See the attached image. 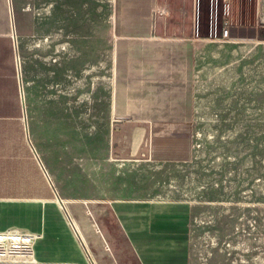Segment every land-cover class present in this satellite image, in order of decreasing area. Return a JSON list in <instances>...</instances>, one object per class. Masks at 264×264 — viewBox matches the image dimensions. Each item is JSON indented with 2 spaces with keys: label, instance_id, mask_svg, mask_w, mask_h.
<instances>
[{
  "label": "rangeland",
  "instance_id": "374dc122",
  "mask_svg": "<svg viewBox=\"0 0 264 264\" xmlns=\"http://www.w3.org/2000/svg\"><path fill=\"white\" fill-rule=\"evenodd\" d=\"M181 1L11 0L18 72L16 93H2L0 196L23 204L22 220L5 231L43 237L29 230L64 219L55 193L183 200L191 205L190 264H264V0H200L208 40L193 78L192 160L138 162L149 155L119 149L111 108L119 9L147 3L162 20L168 6L175 20ZM87 205H63L84 236L78 246L96 264H116L122 237L105 226L104 205ZM30 245L0 241V252L26 256Z\"/></svg>",
  "mask_w": 264,
  "mask_h": 264
},
{
  "label": "crops",
  "instance_id": "0c3cea01",
  "mask_svg": "<svg viewBox=\"0 0 264 264\" xmlns=\"http://www.w3.org/2000/svg\"><path fill=\"white\" fill-rule=\"evenodd\" d=\"M181 2L179 19H171L167 6L166 18L153 20L150 5L131 2L119 9L121 18L115 22L120 52L117 49L114 60L112 117L123 133L118 137L119 149L127 148L130 157L144 152L149 155L138 162L184 165L195 153L194 134L189 127L193 78L201 56V42L208 38L201 36L193 0ZM121 13L128 18L123 19ZM13 25L9 0H0V114L1 109L9 107L2 93L9 92L11 87L16 93L18 49ZM3 118L0 115V122L6 120ZM60 200L63 205L79 202L107 208L109 218L105 226L112 235L118 232L123 242L122 248L115 247L116 264H190L191 205L187 201L141 196L102 198L91 193L79 200L67 196ZM21 204L18 199L0 196V231L22 220L18 207ZM95 224L98 236L106 242L101 228ZM42 225L38 230L23 228L43 233L34 249L37 264H93L92 260L96 264L92 255L88 259L87 249L82 246L87 260L83 258L78 246L81 243L65 219ZM79 234L86 246L80 230Z\"/></svg>",
  "mask_w": 264,
  "mask_h": 264
},
{
  "label": "bare ground",
  "instance_id": "6f19581e",
  "mask_svg": "<svg viewBox=\"0 0 264 264\" xmlns=\"http://www.w3.org/2000/svg\"><path fill=\"white\" fill-rule=\"evenodd\" d=\"M13 13V12H12ZM16 26V25H14ZM20 68H21V72L23 71V66L22 63L20 62ZM23 78H25L23 76V72H22V80ZM55 202L60 206V208L62 209V203L59 202V200L57 198H55ZM63 210V209H62ZM63 217L65 219L66 224L68 225L69 229L75 233V235L80 237V235L78 234V231L76 229H71L70 224L67 221V218L65 217V213H63ZM78 227V226H77ZM79 229V228H78ZM24 231V230H23ZM42 237L39 234H31L28 231L22 232L21 230H17L16 229H12V230H6L3 232H0V241L4 242V241H12V242H20L22 243H30L31 245L29 246L30 248V253L26 254V256H11L9 249H5L2 250V252H0V264H37L36 262V257H35V250H33L32 248L34 247V245L37 243L38 240H40ZM79 239V238H78ZM82 238L80 237L79 241H81ZM19 244V243H17ZM13 245V244H12ZM10 248V247H9ZM85 248V247H84ZM11 249V248H10ZM82 251V250H81ZM17 252V251H16ZM20 252V251H19ZM14 253V252H13ZM21 253V252H20ZM81 257V256H80ZM83 258L85 260H87L85 253H83ZM83 259V260H84Z\"/></svg>",
  "mask_w": 264,
  "mask_h": 264
},
{
  "label": "built area",
  "instance_id": "2783aa9c",
  "mask_svg": "<svg viewBox=\"0 0 264 264\" xmlns=\"http://www.w3.org/2000/svg\"><path fill=\"white\" fill-rule=\"evenodd\" d=\"M213 1V0H212ZM199 5H200V0H193V7H194V10L195 11H197L198 10V8H199ZM224 36H227L228 35V31L227 30H224ZM14 39V38H13ZM63 206V205H62ZM62 209L63 210H65V208H64V206L62 207ZM66 211V210H65ZM65 211H64V213H65ZM67 212V211H66ZM68 214V213H67ZM65 215H66V213H65ZM70 217V216H69ZM66 218H67V216H66ZM67 220H68V223L70 224V227H71V229H73V231H74V229H76L77 228V226H76V224H75V222L70 218V219H68L67 218ZM76 230H78V228L76 229ZM17 231V230H16ZM75 232V231H74ZM78 233H79V230H78ZM87 249V248H86ZM89 255V254H88ZM88 259H91V255H89V258ZM92 263L93 264H95V262L92 260Z\"/></svg>",
  "mask_w": 264,
  "mask_h": 264
},
{
  "label": "water",
  "instance_id": "95a60500",
  "mask_svg": "<svg viewBox=\"0 0 264 264\" xmlns=\"http://www.w3.org/2000/svg\"><path fill=\"white\" fill-rule=\"evenodd\" d=\"M9 12H10V19H11V21H12V24H13V15H12V10H11V3H10V0H9ZM13 28H14V25H13ZM51 185V184H50ZM55 192V191H54ZM55 195H56V198L58 199V196H57V194L55 193ZM58 200H60V199H58ZM62 201L60 200V203H61ZM63 207V206H62ZM65 211V210H64ZM65 213H66V216H67V218L68 219H70V217H69V215L67 214V212L65 211ZM78 238L80 239V237L78 236ZM85 246V245H84Z\"/></svg>",
  "mask_w": 264,
  "mask_h": 264
}]
</instances>
